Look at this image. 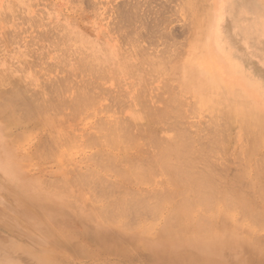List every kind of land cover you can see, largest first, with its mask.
I'll return each instance as SVG.
<instances>
[{
    "label": "bare ground",
    "instance_id": "obj_1",
    "mask_svg": "<svg viewBox=\"0 0 264 264\" xmlns=\"http://www.w3.org/2000/svg\"><path fill=\"white\" fill-rule=\"evenodd\" d=\"M201 1H203V4L199 3ZM211 1L190 0L188 1L189 5L184 3V7L188 5L187 8L189 11L185 7L186 9L182 8L184 10L183 13H185V10L189 12V18L191 17V22L194 26V33H192V39L188 43L189 49L185 54L183 53V57L177 53L180 50H176V54L172 49L173 54L170 56L167 53L165 54L168 56L160 55L161 53H155L154 55L152 54L153 49L150 51L152 52L151 54L148 51L144 52L145 46L143 49L140 47L135 50V58L138 60L137 69L139 67L141 68V65H149L148 67L150 68L147 67L148 71L144 76L149 78L148 75L150 74L151 77L152 75H157L164 85L167 97H154L162 104V107L149 106V103L146 104V100H144L140 92L142 87L140 89L138 87V92L135 89L136 93L132 95L133 97L129 98L134 104L136 103L141 107V112H135L129 119L123 116V119L114 121L115 123L113 122L112 124H107L108 119L103 118L106 121L101 124L97 121L100 124L98 127L95 124L96 121H94L96 131L99 132L101 130L100 132H102V135L100 133L97 135L102 136L106 142L99 141L98 136L95 137V135H91L90 138V135L87 134V139L84 135L83 141L87 140L90 143L87 144V141H85L86 143L83 142V144H81L82 142L80 143V146L85 143L83 147L86 149H90L93 144H98L97 142H100V144L103 142L101 144L102 146H105V143L106 146H109L107 147L109 150L105 148L103 150L101 148L102 150L100 151L102 152L98 155L96 153L100 151L93 153L94 156L93 154L90 155L92 153L91 151L90 154L88 153V156H90L85 157L86 160H83L85 164L88 161L90 165H93L91 167L96 166V169H85L83 170L85 172L77 171L72 175V178L71 176L70 178H61L57 181V184L54 181L58 179H46L44 181L34 182V180L29 181L22 176L20 167L24 163L22 162L23 159L17 155L16 148L43 131L47 135L38 141V144L35 145L36 148L33 147L34 151H30V158H48L50 161L57 162V159H62L68 152L70 155L68 153L64 158H66L65 160H67L68 156L71 158L72 152L70 151L74 148V150H77V142L80 140L78 138L76 141L74 137L66 133V124L73 123L83 112L84 116L85 112L89 111L91 116L95 114L94 112H96V115L97 113H101L99 109L102 106H99V104L103 102L99 103V101L103 96L102 94H107V92L103 93L101 91V97H98L100 93L98 90L94 93L96 83H100L97 79L100 80L105 76L110 79V77L115 76L116 72L122 73V71L115 69L110 64L109 59H100L94 47V53L81 54L80 50L83 47L82 45L89 41L85 37L87 35L84 36L82 33H71L67 31L59 35L57 33L56 35H52L54 34L53 32L43 34L44 39L51 40L52 46L61 44L60 48H64V55L56 59V64L58 62L60 66L55 64L59 72L66 69L61 64L68 65L69 58L67 59V57H73L72 59L75 65L71 69L72 72L68 71V68L66 70L68 73L61 74L63 78L61 76L59 79L47 81L42 88L38 87L40 83H37L40 91L34 85L37 91L33 90L31 93L30 90L32 88L34 89L31 86L29 90L26 88L28 90V94H26L25 87L28 86L24 87L23 83L22 87H18L17 84H7L5 81L10 80L8 78L9 75H0V80L8 86L10 85L8 87L2 82L8 89L0 92V125L15 122L13 112L17 107L26 109V111L28 110L25 116L23 114V116L21 115L22 118H31L30 120L33 121V117L35 116L30 111L34 112V110L39 112H34L36 116H41V120L38 119L39 121H37L38 124L34 125L32 129L31 126L28 128L29 131L26 130L22 133L24 129H20L22 130V134H14L15 131L10 138H6L5 140L0 138V182L4 183V186H7V189L11 190L13 192L11 194L14 195L10 202H7V205L10 206L8 217L10 220L19 217L26 221V224L22 223L24 226H16L26 237L29 234L41 233V226L39 224L46 225L44 221H47L49 218L53 219L56 214H62V210L63 212L65 211L62 201L47 191L36 188L37 185L41 184L48 187L51 185L50 188L55 186V189L63 194V191H67L69 188L73 189L77 184L79 185L77 186L79 190H76V192H81L82 190V192H85L88 188L90 189V184H93L92 187L95 190H92V192L94 194L88 189L93 194L89 195L88 193L89 196H92L90 197L93 198L92 200L86 198L85 195V197L80 194L78 195L82 199L86 198L84 200L87 202L91 200L89 203L90 206L94 202L92 208L96 212L97 219L102 224L98 226H118L120 229L118 234H120L123 240L126 241V244H129L133 250H139V246L147 248L145 249L148 256L146 259L147 264H264V105L250 93L223 82L218 73L213 74L211 72L210 67L212 66V61L215 59L213 55L209 56L208 54L207 56V52H210L213 47L212 32L210 31L213 26ZM236 1H240V4ZM245 4L252 9L253 3L250 0H233V2L230 1L228 3V18L222 26V33L225 36L224 40L233 44L234 40L243 32L245 34L255 33L256 35L261 32L262 34L259 37H252L251 39L250 36V39L245 41L246 46L240 47V49L243 50L242 54L247 60L249 59L248 61L252 59L251 63L253 65L264 68V37H262L264 34V21H261L257 11L245 9ZM254 16H257L259 20L254 22L252 18ZM2 18L4 17L2 16ZM117 22L116 20V24ZM191 22L189 23L188 21V24L190 25ZM32 24L38 26L41 22L39 23L34 20ZM122 25L124 26V24ZM113 27H110V29L113 30ZM124 28L127 27L124 26ZM130 28L126 29H129V32L125 31L127 34L123 31L122 33L129 37L131 34L135 35V33L141 32L137 30L139 27L134 29L131 26ZM129 33L131 34L128 35ZM132 35L130 36L131 38L129 37L130 40L126 36L127 42H132ZM138 35L137 33L136 36ZM141 37L143 38V36ZM37 38L40 40L41 37L39 36ZM68 40L75 41L74 48L71 47L73 45L71 42V46L69 45ZM133 42L131 45L134 46L139 41L136 39ZM139 45L140 42L136 47H139ZM165 48H167V45ZM147 53L154 57L158 56L152 58ZM120 54H124V52ZM128 54L130 55V52ZM132 56L134 55L132 54ZM253 59L256 63L253 62ZM42 66L44 65L42 64ZM29 67L30 64L26 61L24 68ZM46 67L48 66L46 65ZM61 67L63 68L62 71L59 69ZM46 69L49 70L48 68ZM230 69L233 74H245L251 77L258 75L264 82V79H262L264 77L263 72L258 74L255 69L248 68L242 62L232 61ZM234 69H237L239 72L234 71ZM77 72H88L92 79L90 78V82H87L88 80L85 82V79L81 77L80 79L82 81L80 79L79 81L83 83L84 80V83L82 85L76 82L73 83L81 85L78 87L76 85V88L73 87L75 88L73 89L72 80L70 79V81L69 78H71L70 75L76 76V74H79ZM109 72H114L115 74L108 77L107 74ZM144 76L141 77V83L146 79ZM255 80H257L256 77ZM117 82L115 84H118L120 81ZM2 83L0 84L1 89L5 88L2 86ZM29 83L31 85L35 84L34 79L31 78ZM141 83L139 82V84ZM118 85L120 86V84ZM97 87H99V84ZM104 87L99 88L103 90L106 88ZM70 88L73 89L72 92L74 91V94L67 98L69 96L67 92ZM92 89H94L93 92ZM144 89L148 91L150 88L145 87ZM144 89H142L143 93L145 91ZM151 90L154 91V89H150V92ZM45 91H47L46 95H44ZM121 91L124 90L121 89ZM66 93L68 94L67 97H65ZM147 93L150 95L149 92ZM119 95L124 96L126 94L122 93ZM32 96L33 98H31ZM116 96L118 97V95H114V97ZM153 96L154 94H152ZM187 96L188 98L191 97V100L189 99L188 101ZM109 97L113 98L112 95ZM120 98H118V101L114 98V103L116 101L121 104L124 97L122 99ZM110 101L111 103L113 102L112 100ZM115 104L113 105L116 107L118 104ZM118 107L121 106H117L116 109ZM108 108L111 111L114 110L111 107ZM67 109H69L70 113L67 111L69 114H65V110ZM116 109L115 114L117 113ZM107 114L105 115L108 117ZM197 114H201V117L205 115L207 119L203 122L200 119L201 117L198 118L202 123L199 122L195 129L193 128L195 125L192 127L191 120H193V116L197 117ZM96 117L98 120V116ZM190 117L191 120L189 119ZM93 119L95 120L96 118ZM186 120L190 121L191 128L189 126L188 128L195 129L194 131L186 127L189 122L185 126ZM11 125L15 127L13 123ZM15 130L19 131V129ZM67 130L69 131L70 129ZM7 131L5 132L6 136L9 133ZM1 135H3V130L1 131ZM140 140L145 143V145L142 143L144 145L143 147L139 146ZM131 147L136 148L138 153L133 156L132 154L128 156L125 152ZM78 149L81 150L82 147ZM110 149L116 150L110 151ZM82 150L84 151L85 149L83 148ZM78 158L80 159V156ZM82 158L84 159L83 156ZM83 161L81 160L82 163ZM71 162L75 163L74 161ZM69 163L67 162L65 164ZM232 164L233 167L235 165V168H237L234 170L233 168L231 169ZM79 166L80 164L77 163L78 168ZM62 167L64 169V166ZM97 169H103L107 171V174L113 172L118 176L119 183L121 184L116 185V182L118 183L117 180L116 182H112L113 184L115 183V185H112L117 188L116 190H113V186L110 183L112 180L109 178L107 180L110 184L102 181ZM71 170L73 169L71 168ZM71 170L68 169L67 173L73 172ZM157 176H159L158 181L161 178L162 180L156 182ZM73 185L75 187H72ZM144 185H148V187H145L146 191L144 190V193H139L141 190L139 191L137 188L140 186L143 187ZM81 186L85 187V190L83 188L80 190ZM136 189L138 192H136ZM82 192L81 194H83ZM60 193L57 195H60ZM27 197L40 202L42 205L40 213H36L33 209L26 207L24 200ZM95 202H97L96 205ZM65 203L72 205L76 213L85 208L83 204L80 207L76 206L73 201H66ZM84 205L86 206L87 204ZM127 218H131L133 221L129 222ZM49 227L46 226L45 232L51 231ZM87 234L90 235L89 231ZM93 234L96 237L110 235L104 229H96ZM32 241L26 242L27 245L24 251L20 252V255L17 256L21 258L19 262L23 264H37L40 262L39 258L42 256L46 261L42 264H53L54 254L52 252L56 254V249L52 246L60 247L64 244V247H66L65 245L69 244L64 238L51 233L49 239L41 240L39 238ZM16 242L18 241L16 240ZM78 242L80 241H77V244H79ZM53 248L54 250L52 252L48 251ZM29 259H33V262L29 263ZM15 263L16 258L14 256L9 257L6 248V257L3 256L0 264Z\"/></svg>",
    "mask_w": 264,
    "mask_h": 264
},
{
    "label": "rangeland",
    "instance_id": "obj_2",
    "mask_svg": "<svg viewBox=\"0 0 264 264\" xmlns=\"http://www.w3.org/2000/svg\"><path fill=\"white\" fill-rule=\"evenodd\" d=\"M188 1H190V0H184V1L183 0H88V1L87 0L86 1L85 0H82V1L81 0H0V12H2L0 14V75L2 76V74H3V76H4V74H5V76H8V75L10 76V77L8 76V78H10V80L5 81L7 84H10V85H16L17 84L18 87H22V83H23L24 87L28 86V87H25V90L27 91L26 94H28V90L30 89L29 87H31V86L34 87V89L32 88L30 90L32 93L33 90H36V89L38 90L39 89L38 87L42 88L45 85L44 84L45 82L61 78V76L64 75V73H68V72H66V70L68 68L70 69V70L68 69V71H71L72 67L75 65V62L72 59L73 58L72 56H68L67 57V59L69 58L68 59V65L61 64V66L64 67V69L65 68L66 69L62 71L63 68L61 67L59 69L62 72H59L58 67L56 66V65H58V62L56 64V59L59 58L60 56L64 55V53H63L64 48H60L61 44H58V45L56 44L55 46H52V42L50 39H44L43 34L50 33V32L54 33L52 35H56V33H57V35H59L60 33H64L67 31L71 32V33H75V32L79 33V34L82 33V35H84V36L87 35L85 37L89 41H87L86 44L82 45L83 46L81 49L82 51L80 50L81 54L94 53V51H93V47H94L95 51H97L98 55L100 56V59H106V60L109 59L110 64L115 69L122 71V73L116 72V74H115L114 72H109L107 74L108 77L112 76L113 74H115V76L117 75V77L112 76L113 78L114 77L116 78V79L114 78V80L112 77H110V79L107 78V76L104 77L105 79L101 78V79L105 80L104 83H103V80L101 81V79L100 80L97 79L98 81H100V83H98L97 80H95V82H97L96 88H95L96 90L92 89V92L94 90V93H96V91L98 90L100 92V93L98 92L99 93L98 97H101L102 95L105 96V98H103V99H102L103 96L100 98L102 101L99 99L100 100L99 103L103 102L102 104L101 103L99 104V106H102L101 107L102 109L101 108L99 109V110H101L102 114L97 113V115H96V112H94L95 113L94 114L95 117H94L93 114L91 116V113L89 111V112H85V116H84V112H83L82 113L83 115L81 114L75 121H73L74 124L73 123H70L69 125H67L68 123L66 124V133L68 135L74 137L76 139V141L78 138L80 140L77 142L78 143L77 148H76L77 150H74L75 149L74 148L72 151H70V152H72L71 158H70V156H68L67 160H65L66 158H64L68 155L69 152L62 159H57L58 160L57 162L53 161V160L50 161L48 158H43V159L30 158V156H29L30 151H34L33 147L36 148L35 145L38 144V141L41 138L46 137L45 135H47V133L43 132V131H42V133H40L41 135L40 134H37L36 136L34 135L33 138H31L29 141H27L26 143H24V144H22L16 148L17 155L23 159L22 162L24 163L20 167V171H21L22 176H24L29 181L34 180V182H40V181H44L46 179L47 180L58 179V180H55L56 182L54 181V183L57 184V181H59V179H61V178H65V177L70 178V176L72 178L73 177L72 175H74L77 171L85 172V171H83L85 169L86 170H89L92 168L96 169V166L91 167L93 165H90L88 163V161H86V164H87V166L89 165L88 167H90V168L85 166L86 164L83 160H86L88 153L90 154L91 151H92V153L90 155H92L96 151H100L102 149L104 150V148L106 150H109L107 148L109 146H106V143H105V146H102L101 144L103 142L101 144H100V142H97L98 144H95L97 146H95L94 144L93 145L91 144L92 145V147L90 148L91 150L86 149L85 147H83L86 143L85 141H87V140L83 141L84 135H85V138H86L87 134L90 135L89 136L90 138H91V135L92 136L95 135V137H97L98 136L97 134H99V133H100V135H102V132H100L101 130L99 132L96 131L95 124L98 127V126H100V124L102 122L106 121L105 119H108L106 122L107 124L108 123L112 124L114 121H117V120L119 121V119H123V116L126 119H129L132 116V114H134L135 112H138V111L141 112V107H139V105L136 103L134 104L132 102V100L130 99L131 97H133L132 95H134L136 93L135 89L138 92V90L142 87L140 89V92L142 93L144 100H146L145 101L146 104L149 103L148 105L153 106V107H155V106L156 107H162V104H160V102L157 101V98L158 97L159 98L167 97V93L164 90V85H163L161 79L159 80L157 75L156 76L152 75V77L154 79L150 76L151 74L148 75L149 78L148 77L146 78L144 76L147 73L148 68H150V67H148L149 65L144 64V65H141L142 66L141 68L139 67V69H137L138 60L135 58V50H137L140 47H142V49H143V47L145 46L144 52L148 51V53H149L153 49L152 50L153 53L150 52V54L152 53L155 55V53L156 54L161 53L160 55L163 54V56H168V55L170 56L176 50L177 51L180 50L181 53H180V51L179 52L176 51V52L180 56L183 57V55L189 49L188 43H190V41H191L190 39H192L191 35H193L192 33H194L193 32L194 26L192 25L191 17L189 18V16H190L189 12H186V10H188L187 7L189 5ZM230 1L233 2V0H212L211 1V3H212V7H211L212 16H211V18L213 20V26H212L210 31L212 32L211 36H212L213 47L210 50V52H207V56H208V54H209V56L213 55V56H215V59L212 61V66L210 67V70L213 74L218 73L219 77L226 84H230L232 86L240 88L244 92L250 93L256 100H258L259 102H261V104L264 105V82L261 80V78L257 75L258 77L255 76L257 80H255L254 76L251 77V76H246L245 74L244 75L233 74L231 72L232 69H230V64L232 63V61H237V62L244 63L245 66H247L248 68L255 69V71L258 74L260 72L264 73V68L262 66L253 65L251 63L252 59L250 61H248L249 59L247 60L244 57V55L242 54L243 50L240 49V47L246 46L245 41L250 39V36H251V39H252V37H254V38L259 37L262 34L261 32H259L258 35H256L255 33L245 34L243 32L240 36H238L234 40L233 44L229 43V41L224 40L225 36L222 33V26L225 23L226 19L228 18V14H229L228 3ZM236 2L238 4H240V1H236ZM250 2L253 3L254 8L252 7V9H250V7L245 4V9L254 10L255 12L257 11V13L260 15L261 21H264V16H263L264 13H262V12H264V0H250ZM181 3H183V4H181ZM184 3L188 4L185 6L187 9L184 7ZM199 3L203 4V1H201ZM247 3H249V2H247ZM10 5H11V8H10ZM136 5L138 6V8ZM182 5H183V7H181ZM12 6L15 8V10H13L14 8ZM182 8L186 9L185 13H183L184 10ZM4 10H5V12L7 11V13L3 12ZM17 15H20V16L17 17ZM2 16L6 20L4 18L1 19ZM186 17H188L187 18L188 20L186 19ZM252 18H253L254 22L259 20V18L257 16H254ZM7 19L8 20L10 19V21L8 22ZM34 20L38 21L39 23L41 22V24L38 26L35 24H32V22ZM116 20L118 21L117 24H116ZM110 21H111V24H110ZM188 21H189V23L191 22L190 25L188 24ZM114 22H115V24H114ZM122 24H124V26H126L129 29H131L130 28L131 26L134 27V29H137L139 27V29H137V30H139L141 32L136 31L139 34L138 36H136L137 33H135V35H132L131 33L128 34V35L131 34L132 38L134 40L137 39L140 42L139 47H136V46H138L139 42H138V44H137V42H136V44H134L135 47L133 45H131V43L134 41L133 39L131 40L132 42L128 41V42H130L128 44V42L126 40L127 35L125 36V34H123L122 31L123 32H125V31L129 32V29L126 30L127 28H124V26ZM128 25H130V26H128ZM136 26H138V27H136ZM110 27L111 28L113 27V30L110 29ZM42 29H43V32H42ZM45 31H47V32H45ZM41 34H42V36H41ZM39 36L41 37L40 40H39V38H37ZM141 36H143V38ZM11 37H14V38H11ZM129 37L127 36L128 40H130ZM139 37H141V38H139ZM146 37H148V38H146ZM262 37H264V34ZM6 39H8V40H6ZM70 42H71V44H73L72 46H71ZM74 42L75 41L68 40V43L72 48H74V46H75ZM133 43H135V42H133ZM186 44H188V45H186ZM127 45H129V46L131 45L130 49H129V46H127ZM151 45L152 46L154 45V46L152 47ZM166 45H167V48H165ZM58 46H59V48H58ZM163 46H165V47H163ZM168 46H169V48H168ZM62 47H64V45H62ZM165 49L166 50L168 49V50L166 51ZM172 49H173V52H172ZM61 50H62V52H61ZM182 50H184V51H182ZM127 51L130 52V55L128 54L129 52H127ZM123 52H124V54H120ZM148 53H147V55L151 56ZM165 53H167L168 55H166ZM126 54H128L130 57L128 55H127L128 56L127 57ZM132 54L134 56H132ZM123 56H124V58H123ZM151 57L153 58L154 56L152 55ZM156 57H154V58H156ZM27 59H29V60H27ZM31 59H32V61H31ZM26 61L30 64L31 68L30 67L26 68V69L24 68ZM71 61H72V63H71ZM253 62L256 63V61H254V59H253ZM42 64L44 66H42ZM51 64H53V65H51ZM46 65L48 67H46ZM16 67H17V69H16ZM44 67L48 68L49 70H47ZM56 67H57V69H55ZM144 68H146L147 70ZM143 70H145V71L143 72ZM149 70H151V69H149ZM235 70L238 71L237 69H234V71ZM74 73H76V72H74ZM77 73H79V72H77ZM79 74H76V76L70 75L71 78H69V76H68L69 80L70 79L72 80V88L73 87L76 88L77 84L82 85L84 83V80H83V83L80 82V81H82V79H85V82L87 80H88L87 82H90V80L92 79V77L90 76V74L88 72L79 73ZM142 76H144L146 78L145 81H143L144 83L143 82L141 83V81H142L141 77ZM81 77H83V78L80 79ZM16 78L18 79V81ZM31 78L34 79L35 84H33V85L30 84V83H32L31 81L29 83V80ZM62 78H63V76H62ZM37 79L39 82L37 81ZM79 79H80V81H79ZM139 79H140V81H139ZM262 79H264V77ZM93 80H94V78H93ZM19 81H21V82H19ZM42 81H44V82H42ZM115 81L116 82L120 81L119 83L117 82L118 84H120V86L118 84H115L116 83ZM2 82L3 81L0 80V84ZM75 82L77 84H73ZM139 82L141 84H139ZM145 82H146V85H145ZM6 83H4V84L6 86H8ZM37 83L38 84L40 83L39 86ZM4 84L2 86L5 88L1 89V87H0V89H1L0 92H4L3 90H6V89H8V87H10V85L8 87H6ZM19 84H21V85H19ZM70 84H71V82H70ZM98 84H99V87L105 86L106 88L104 87L105 89L102 90L101 88L97 87ZM34 85H36V87L37 86L38 87L36 88ZM81 85H77V87L81 86ZM116 85H118V86H116ZM134 85H137V86H134ZM138 87H139V89H138ZM145 87L148 89L149 88L154 89L155 93L152 90L150 92V89L147 91L146 89H144ZM75 88H73V89H75ZM119 88H120V90H119ZM73 89L70 88L67 92V93H69V96L66 93L65 97L68 96L67 98H69V97L73 96V94H74V91L72 92ZM121 89H123L124 91H121ZM142 89L145 90L144 93L142 92ZM104 90H105V92H104ZM116 90H117V92L115 93ZM129 90L130 91L132 90V92L130 93ZM38 91H40V89ZM69 91H71V92H69ZM101 91H103V93L107 92V94H109V92H110L109 96L112 95L113 98L107 96V94H102ZM120 91L122 93L126 94L127 96L126 95H124V96L119 95V94H122ZM146 91L149 92L150 95ZM46 93H47V91H45L44 95H46ZM75 93H76V90H75ZM157 93L161 94V95H158ZM33 94L35 95V93H33ZM152 94H154L153 97H152ZM114 95H118V97L117 96L114 97ZM106 96L109 98H107ZM156 96H157V98H154ZM123 97L125 100L122 99ZM31 98H33V96ZM31 98H30V100H31ZM114 98L117 101H118V98L122 99L123 101L121 104L117 103L115 101V103L118 104V105H116L114 103ZM127 98L129 99V101ZM108 99H109V101H108ZM189 99L191 100V97L188 98V96H187L188 101H189ZM110 100L113 101L112 103L115 104L116 107L117 106H121V107H118L116 109V107L111 103ZM33 104H34V102H33ZM19 105H20V103H19ZM35 105H36V103H35ZM107 105H109V106H107ZM108 107H111L112 110L113 109L114 110L111 111V109ZM19 109H20V111H19ZM115 109L117 112L116 114H115ZM119 109L120 110L122 109V111L120 112ZM102 110H103V112H102ZM117 110H119V111H117ZM27 111H26V109H22L20 107H17L15 109V111L13 112V115H14L13 117L15 119V122H11V123L6 124V125L5 124L0 125L1 126L0 138L2 140H5L6 138L12 137L13 136L12 134L15 131L16 132L14 134H18V133L22 134L26 130L29 131L28 128H30V126L32 129V127H34V125L38 124L37 121L41 120V118H40L41 116L40 115L36 116L35 114L39 113V112H36L35 110H34V112H36V113H34L33 111H30L31 114L32 115L34 114V116H35V117H33V121H32V120H30L31 118H27V117L22 118L23 115L25 116V113ZM65 111H66L65 114L70 113L69 109H67ZM103 113H104V115H103ZM105 114H107L108 117ZM15 116H17V117L15 118ZM81 116H82V118H80ZM88 116L89 117L91 116V117L89 118ZM96 116H98V120H97ZM196 116L197 117H195V116L192 117L193 120H191V117L189 118L192 121L191 122V124H193L192 127L195 125L193 128H195L196 125L199 122H201L200 119L203 120V122L206 121V119H207V117L205 115H203L201 117V114H197ZM18 117L21 118V120H19ZM100 117H102V118H100ZM34 118H36V119H34ZM93 118H96V119L94 120ZM99 118H100V120H99ZM103 118H105V119H103ZM198 118H200V119L198 120ZM17 119H18V121H17ZM27 119H28V121H27ZM94 121H96L95 124H94ZM97 121H99L100 124L97 123ZM188 122H189V124H188ZM12 123H13V125H15L16 128L11 125ZM9 126H10V128H9ZM185 126L187 128H188V126L190 127L191 126L190 121L186 120ZM190 128H188V129L192 130ZM15 129H19L20 132L15 130ZM20 129H22V130L24 129V130L22 131ZM67 129H70V130L68 131ZM162 129H164V128H162ZM195 129H193L192 131H194ZM2 130H3L4 136L1 135ZM6 131H7V133L8 132L10 133V134L8 133L7 136L5 134ZM11 131H13V132H11ZM21 131H22V133H21ZM68 132H70L71 134ZM39 135H40V137H39ZM100 135L97 137L98 140L106 142L104 140V138ZM1 136H3V137H1ZM83 142H85L84 145L80 146V143L83 144ZM139 142H140L139 146L143 147L145 145V143L142 140H140ZM88 143H90V142L87 141V144ZM89 146H87V147H89ZM79 147H80V149L82 147V149L84 148L85 150L84 151L82 149L79 150L78 149ZM142 147H141V149H143ZM94 148H95V151H94ZM112 150L114 151L116 149H110V151H112ZM127 151H128V153H127ZM127 151L125 152V154L128 156H131V154L133 156V155L138 153V150H136V148H134V147L133 148L131 147ZM101 152L102 151L97 152L96 154L98 155ZM69 155H70V153H69ZM81 155L84 157V159L82 158ZM79 156H80V159L78 158ZM93 156H94V154H93ZM26 158H27V160H26ZM75 158H76V161H75ZM59 160H61V161H59ZM81 160L83 161V163L81 162ZM71 161H74L75 163H73ZM67 162L68 163L70 162V163L65 164ZM77 163L80 164L79 168L77 167ZM59 164L64 166V169ZM81 167H82V169H81ZM71 168L73 170H71ZM232 168L234 170L237 167L235 168V165L233 167V164H232L231 169ZM68 169L73 171V172H71L73 174L67 173ZM100 170H103V169H99L97 172H98L99 177L102 179V181H104L105 183L107 182L108 184L111 183V185H112L113 184L112 182L113 181L116 182V180H117L118 183L116 182V185L121 184V183H119V178L116 174H114L113 172L112 173L109 172L108 173L109 175H108L107 171H104V170L100 171ZM104 176L105 177L107 176V177L105 178ZM159 176H160V174H159ZM159 176H157L156 182H159L162 180V178H161L162 176L160 177L161 179L159 181L157 180V179H159ZM108 178L110 180H112L110 183L107 180ZM0 179H1V177H0ZM53 180H52V182H53ZM4 185H5L4 183L0 182V252H1L0 253V262L3 259V256L6 257V248H7V255H9V257L14 256L16 258L15 264H23V263L19 262L21 260V258H19L17 256L20 255V252L24 251V249L27 245L26 242H28V241L33 242L32 240L39 239V238L41 240L49 239L50 233H51V234H56V235L60 236L61 238H64L69 243V244L65 243L66 244L65 246L68 249L66 247H64V244L60 247L59 246H56V247L52 246L56 249V254L54 252H52L54 250V248L48 250L54 254V258H53V262H52L53 264H147L146 259L148 258V256H147V253L145 250L147 248L139 246L138 247L139 250H133L129 244H126V241L123 240V238L120 236V234H118V232L120 230L118 226H112V225H110V226H98L101 224V222L97 219L96 212L92 208L94 206V205H92L94 202L91 204V206L89 204L90 201L93 199V198H90L92 196H89V195L93 193L92 190L93 191L95 190V188L92 187L93 184H90L93 189L91 187H90V189L88 188L92 193L89 192V190L87 189L86 190L87 192L86 191L82 192L83 190L81 191L83 194H81L80 191H79L80 193L76 192V190L77 191L79 190L78 189L79 187H77V186H79L78 184L76 185V187H75V185L72 186V187H75L77 189L73 188L74 189L73 190V189L69 188V189H67V191H63L62 192L63 194H61L60 191L55 189L56 188L55 186H53V188H50L51 185H50V187L44 186L41 184L37 185L36 188L43 190V191H47L48 193L56 196L60 201H62L64 203L65 211L63 212V210H62V214H56L53 219L49 218V219H47V221H44V223H46V225L45 224H39V226H41L40 227L41 233H39V234L36 233L33 235L29 234L27 237L25 236V234L23 232H21L18 228H16V226H24V224H26V221L22 220V218H19V217L13 218L12 220H10V218L8 217V214L10 212V206L7 205L8 204L7 202L8 201L10 202V200L14 197V195H12L13 192L11 190H8L7 186H4ZM113 185H115V183ZM145 187H148V185H144L143 187L140 186L139 188H137L139 191L141 190V192H139V193H144L146 191ZM82 188L84 189L85 187L81 186L80 190ZM114 188L115 187L113 186V190L117 189V188H115V189ZM137 189H136V192H138ZM58 193H60V195H57ZM88 193H89V195H88ZM78 194H80L82 196L85 195L86 198H88V199L90 198L91 200H89L87 202V201H85L86 198H84L85 199L84 200ZM66 201H73L75 203V205L79 206V207L82 206V204H83V207H85V208L83 210H81L80 212L76 213V211L72 207V205L66 204L65 203ZM101 202L103 203V201H101ZM24 204L29 209H33L36 213L37 212L40 213V211L42 209V205L40 204V202L37 200H34L32 198L27 197L24 200ZM84 204H87V205L85 206ZM96 204H97V202H95V205ZM87 206H89L88 207L89 209L87 208ZM77 214H79V215H77ZM127 221L130 222L133 220H131V218H127ZM22 223H24V224H22ZM104 225H109V224H104ZM46 226H50L49 227V230L51 229L50 232H45ZM42 228H44V229H42ZM96 229L97 230L104 229V231H107V233L110 235L109 236L101 235V237H96L93 234L94 230H96ZM88 231L92 237L87 234ZM22 234H24V235H22ZM16 240L18 242H16ZM77 241H80V242H78L79 244H77ZM8 249H9V252H8ZM2 253H4V254L2 255ZM134 254H136V255H134ZM136 256H138V257L136 258ZM37 257H39V256H37ZM43 258L44 257L41 256L39 258L40 262H38L37 264H42L43 262H46ZM32 262H33V259H29V263H32Z\"/></svg>",
    "mask_w": 264,
    "mask_h": 264
}]
</instances>
